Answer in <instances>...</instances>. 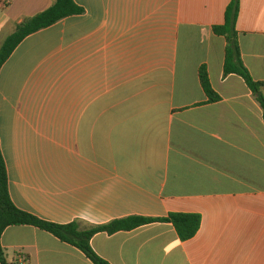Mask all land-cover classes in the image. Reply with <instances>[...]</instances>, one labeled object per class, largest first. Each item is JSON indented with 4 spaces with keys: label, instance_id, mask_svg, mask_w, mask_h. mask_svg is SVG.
<instances>
[{
    "label": "crops",
    "instance_id": "1",
    "mask_svg": "<svg viewBox=\"0 0 264 264\" xmlns=\"http://www.w3.org/2000/svg\"><path fill=\"white\" fill-rule=\"evenodd\" d=\"M52 1L0 0V44ZM72 1L80 12L24 35L0 64L12 204L78 228L198 214L186 239L166 221L94 232L89 245L109 264H264L261 109L222 74L224 39L211 30L229 0ZM234 29L241 62L264 82V0H238ZM0 247L7 264H93L30 224L5 226Z\"/></svg>",
    "mask_w": 264,
    "mask_h": 264
},
{
    "label": "trees",
    "instance_id": "2",
    "mask_svg": "<svg viewBox=\"0 0 264 264\" xmlns=\"http://www.w3.org/2000/svg\"><path fill=\"white\" fill-rule=\"evenodd\" d=\"M238 8V0H229L225 6L223 21L211 26L213 33L221 35L224 39L222 55V74L233 73L238 75L251 91L261 109V118L264 123V95L262 87L264 82L254 80L240 59V53L234 29V20ZM81 7L72 0H53L46 8L28 16L22 17L13 26L12 31L0 44V64L9 54L14 45L26 34L41 27L47 26L66 15L78 13ZM198 83L208 101L218 98L217 93L211 88L206 71L202 65L197 68ZM150 221L169 222L179 239H186L194 234L198 227L199 216L193 212L170 211L163 216L148 217L141 215H126L110 219L104 223L78 228L74 221L55 223L40 219L26 211L15 207L9 196L6 186L4 165L0 154V233L7 225L30 224L45 230L59 240L67 242L76 248L93 263L109 264L98 256L89 245L90 236L96 231L111 233L119 229H129ZM0 264H7L0 247Z\"/></svg>",
    "mask_w": 264,
    "mask_h": 264
}]
</instances>
